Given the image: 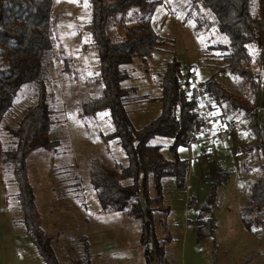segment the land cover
Here are the masks:
<instances>
[{"label":"rangeland","instance_id":"1","mask_svg":"<svg viewBox=\"0 0 264 264\" xmlns=\"http://www.w3.org/2000/svg\"><path fill=\"white\" fill-rule=\"evenodd\" d=\"M54 9L53 52L45 56L43 64L49 79L46 103L54 116L47 137L56 144L34 148L26 160L41 226L60 264H73L75 258L85 254L84 237L93 264H145L140 220L125 209H103L89 180L93 157L109 165L128 160L117 139L109 140V144L101 139V133L113 128L108 109L92 115L81 108V102L98 95L103 86L98 52L90 45V31L84 28L91 17L89 0H54ZM136 10L131 8L124 19H110L108 25L109 34L116 38L125 27L149 20L161 39L147 59L134 57L121 66L126 74L121 82L123 101L134 126H143L159 113V76L173 56L182 63L183 81L190 78L191 85L197 84L215 73L233 90L252 97L238 75L219 71L225 49L214 45L227 43L228 37L217 29L208 9L191 0H157L150 15ZM252 10H258V0H252ZM250 48L264 54L255 46ZM253 67L258 71L256 60ZM36 90V81H27L14 97L0 124L4 148L13 140L9 126L16 123L26 105L36 102ZM212 106H207L213 124L208 138L195 127L192 140L179 147L189 165L184 186L170 176L162 179L153 231L164 247L167 262L163 264H264V228L253 222L250 228L244 224L254 214L251 186L264 168V106L258 107L259 136L249 127L245 112L225 103ZM219 129L230 131L232 138L218 137ZM149 142L161 144L163 154L173 156L171 137L155 135ZM211 150L216 154L214 161L228 175L216 187V226L210 235L198 238L194 218L213 181V163L204 159ZM149 187L152 196H157L153 178ZM17 193L12 164L1 158L0 264H47L28 235Z\"/></svg>","mask_w":264,"mask_h":264},{"label":"trees","instance_id":"2","mask_svg":"<svg viewBox=\"0 0 264 264\" xmlns=\"http://www.w3.org/2000/svg\"><path fill=\"white\" fill-rule=\"evenodd\" d=\"M191 2L208 9L217 29L228 37L227 43L214 45L225 49L224 63L219 71L238 75L244 90L252 94L251 98L233 90L215 73L187 86L180 75L182 63L173 56L159 76V113L143 126L136 127L123 101L121 82L126 74L121 66L134 57L147 59L161 39L149 20L125 27L123 34L116 38L109 34L108 25L110 19H124L131 8L150 15L157 0H89L91 17L84 24L91 33L90 45L98 52L99 79L103 86L98 95L83 100L81 108L92 115L108 109L113 128L101 133V139L106 144L117 139L128 159L125 164L109 165L100 157H93L89 164V180L103 209H125L128 215L140 220L145 264L167 262L164 247L153 231L154 208L163 192L164 177H173L181 187L186 183L188 159L181 156L179 147L192 140L194 118L200 106L205 103L212 108L213 103H225L231 109L241 110L248 117L249 127L260 135L258 107L264 106V54L253 52L250 47L264 51V0H258L255 12L252 0ZM56 18L54 0H0V124L21 86L27 81H36L37 87L36 102L26 105L16 123L9 126L12 143L4 148L0 139V160L3 158L12 164L28 235L47 264L60 262L50 237L41 226L26 160L34 148H50L56 144L47 137L54 116L53 109L46 103L49 79L43 64L45 56L53 52L52 24ZM57 57L63 58L59 54ZM253 60L259 64L258 71L253 67ZM155 135L172 138V157L163 154L161 144L149 142ZM210 174L213 181L209 193L194 218L198 238L210 235L216 226L213 220L216 187L228 175L217 161L213 162ZM150 178L154 181L155 197L150 193ZM250 201L254 214L244 224L250 228L253 222L264 228V168L256 174ZM84 250L85 254L75 258L73 264H93L85 237Z\"/></svg>","mask_w":264,"mask_h":264},{"label":"built area","instance_id":"3","mask_svg":"<svg viewBox=\"0 0 264 264\" xmlns=\"http://www.w3.org/2000/svg\"><path fill=\"white\" fill-rule=\"evenodd\" d=\"M186 85H191V79L190 78H186L185 80ZM208 107L206 105H201L200 108L198 109L197 114L195 115L194 118V126L197 129H201L203 131V136L205 135L206 138H208V136L211 134L212 129H213V124L211 119L208 116ZM217 131V136L220 138H225V139H231L232 138V134L230 131L228 130H223V129H219L216 130ZM215 152L214 151H207L206 155L204 157L205 162L210 164L213 163L215 160Z\"/></svg>","mask_w":264,"mask_h":264}]
</instances>
